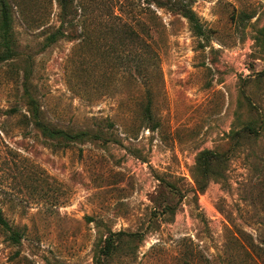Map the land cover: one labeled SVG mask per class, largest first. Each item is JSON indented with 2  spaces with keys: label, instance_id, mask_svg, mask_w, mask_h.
<instances>
[{
  "label": "rangeland",
  "instance_id": "rangeland-1",
  "mask_svg": "<svg viewBox=\"0 0 264 264\" xmlns=\"http://www.w3.org/2000/svg\"><path fill=\"white\" fill-rule=\"evenodd\" d=\"M7 1L0 209L21 238L0 229V264H264V0H75L79 39L48 47L57 0ZM25 78L44 122L101 139L42 137L22 117ZM204 150L219 161L200 192ZM118 232L133 236L104 258Z\"/></svg>",
  "mask_w": 264,
  "mask_h": 264
},
{
  "label": "trees",
  "instance_id": "trees-1",
  "mask_svg": "<svg viewBox=\"0 0 264 264\" xmlns=\"http://www.w3.org/2000/svg\"><path fill=\"white\" fill-rule=\"evenodd\" d=\"M74 2L75 0H57V6L59 9L58 26L47 32V35L44 38V47H48L62 39L70 41L79 39L78 34H76L79 8ZM173 8H171L172 11L181 15L187 21L188 26L194 35L201 37L203 34L202 26L191 8L181 4L180 6L173 4ZM122 30L123 32H131V29L129 28L127 29L122 27ZM262 33L264 45V31ZM16 50V42L12 32L11 7L7 0H0V62H7L15 59L17 57ZM21 90V97L26 108V113L22 114V117L27 121L28 124H31L32 127L36 129L42 137L51 141H55V144L59 145L60 148L67 147L75 143H83L90 138L93 140L101 139L100 135L91 134L88 131L68 132L62 128H58L44 122L41 117L40 106L32 97L26 78L21 82ZM150 106V100L147 99L143 106V116L147 121H151ZM18 111L19 110L16 108H11L9 110H4L2 114L13 116L17 114ZM255 132L256 130L253 127L247 126L241 131L237 132V135H251L253 133L255 134ZM218 161L219 154L213 151L204 150L198 154L196 159V167L201 174L204 183L199 186L200 192L204 191V187L207 183V178L210 175L211 168ZM0 229L4 232L7 241H9L11 244L16 245L20 242L21 234L9 224L1 209ZM131 236H133V234H125L124 232L110 233L109 236L103 241V245L99 252H101L104 258H108L117 251L121 250V247L124 245L125 237ZM97 264L103 263L97 262Z\"/></svg>",
  "mask_w": 264,
  "mask_h": 264
}]
</instances>
